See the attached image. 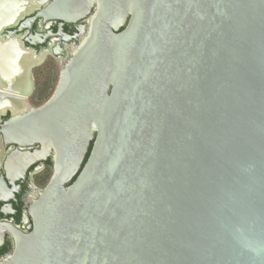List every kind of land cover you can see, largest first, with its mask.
<instances>
[{
	"label": "water",
	"instance_id": "water-1",
	"mask_svg": "<svg viewBox=\"0 0 264 264\" xmlns=\"http://www.w3.org/2000/svg\"><path fill=\"white\" fill-rule=\"evenodd\" d=\"M48 1L0 0V134L61 150L0 264H264V0ZM35 11L88 27L20 114Z\"/></svg>",
	"mask_w": 264,
	"mask_h": 264
},
{
	"label": "flooded vegetation",
	"instance_id": "flooded-vegetation-1",
	"mask_svg": "<svg viewBox=\"0 0 264 264\" xmlns=\"http://www.w3.org/2000/svg\"><path fill=\"white\" fill-rule=\"evenodd\" d=\"M36 13L37 11L23 16L3 30V35L13 33V37L20 38L24 47L34 51L36 55H43L41 63L31 70V88L26 98L27 108L20 114L26 113L28 108L41 106L52 96L61 69L68 63L72 52L84 36L80 28L86 30L88 27L87 19L76 23L45 22L37 19L19 31V28ZM30 37H37L34 45L30 44ZM55 72L53 88L43 79L40 80L41 76ZM41 99L43 100L40 101ZM29 100L39 104L31 106ZM11 116L12 113L7 111L0 117V129ZM94 142L95 140L89 144L84 163L90 157ZM60 152L57 147H48L41 143L29 146L6 144L0 134V260L14 252L19 237L32 232L34 222L31 210L48 184L53 174L55 157Z\"/></svg>",
	"mask_w": 264,
	"mask_h": 264
},
{
	"label": "rangeland",
	"instance_id": "rangeland-1",
	"mask_svg": "<svg viewBox=\"0 0 264 264\" xmlns=\"http://www.w3.org/2000/svg\"><path fill=\"white\" fill-rule=\"evenodd\" d=\"M55 74H56V72L54 74H50V75H47V76L46 75L41 76L42 78L40 80L43 79V81H46L48 84H51V88H53L54 87V83H55V77H56ZM42 100L43 99H41L40 101H42ZM29 102H30L29 104L31 106H37L39 104L38 102L35 103L34 101H31V100H29Z\"/></svg>",
	"mask_w": 264,
	"mask_h": 264
}]
</instances>
